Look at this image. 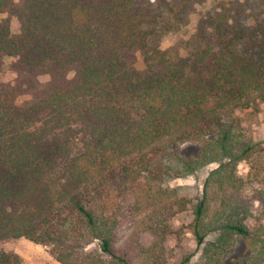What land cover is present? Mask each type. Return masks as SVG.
Segmentation results:
<instances>
[{"label": "trees", "instance_id": "1", "mask_svg": "<svg viewBox=\"0 0 264 264\" xmlns=\"http://www.w3.org/2000/svg\"><path fill=\"white\" fill-rule=\"evenodd\" d=\"M202 1L5 4L19 28L0 25L17 73L0 82V240L59 264H170V221L189 211L199 254L172 264H264V149L232 114L264 102V0H211L182 49L160 48ZM206 166L198 197L169 184ZM0 264L21 262L0 252Z\"/></svg>", "mask_w": 264, "mask_h": 264}, {"label": "rangeland", "instance_id": "2", "mask_svg": "<svg viewBox=\"0 0 264 264\" xmlns=\"http://www.w3.org/2000/svg\"><path fill=\"white\" fill-rule=\"evenodd\" d=\"M16 1L17 0H6V2L0 6V25L7 27L11 32L18 31L19 22L12 14L7 12V5L5 4L8 2L14 3ZM211 3V0H206L194 3L190 6L182 23L160 35L159 47L172 51L182 49L184 42L195 31L198 18ZM14 60L15 59L11 56L0 54V82H11L17 75L12 66ZM126 60L137 69L143 67L140 52L136 49L126 52ZM21 73H24L26 76L34 77V74L28 70H22ZM68 76H71V72ZM36 78L38 80L36 87L31 91L19 95L16 98L17 103L30 98L34 91L44 88L48 76L46 74H41L36 76ZM232 114L237 118L244 138L249 142L258 143L259 147L264 149V102L257 101L246 108H234ZM209 169L210 166L202 167L190 175L171 179L169 184L176 186L180 193L187 197H198L200 195L203 177ZM246 170L247 165L245 162H240L237 165L239 174L243 175ZM191 219V213L189 211H183L176 213L170 221L172 229L178 230L176 234H169L164 241L166 259L170 264L177 263L183 255L190 252L193 253L189 260L190 263L194 262L198 257L199 249H196L194 238L185 227ZM142 240L143 242H147L149 237L143 235ZM234 251H239L238 243H236ZM0 252L16 255L21 264H59L50 256L44 246L34 244L22 237L1 239ZM222 264L239 263H235V259L231 262L226 258Z\"/></svg>", "mask_w": 264, "mask_h": 264}]
</instances>
